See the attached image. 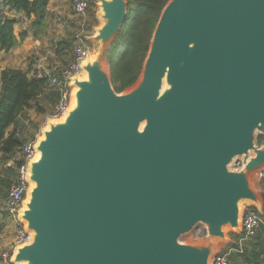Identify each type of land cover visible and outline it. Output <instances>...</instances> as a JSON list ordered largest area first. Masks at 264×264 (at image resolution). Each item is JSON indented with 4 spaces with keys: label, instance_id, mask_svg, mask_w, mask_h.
I'll return each instance as SVG.
<instances>
[{
    "label": "water",
    "instance_id": "1",
    "mask_svg": "<svg viewBox=\"0 0 264 264\" xmlns=\"http://www.w3.org/2000/svg\"><path fill=\"white\" fill-rule=\"evenodd\" d=\"M94 58L28 168L13 264H210L264 170V0H169L137 82L103 63L126 0H96ZM241 163V168H232ZM198 224L204 241L181 243Z\"/></svg>",
    "mask_w": 264,
    "mask_h": 264
},
{
    "label": "trees",
    "instance_id": "2",
    "mask_svg": "<svg viewBox=\"0 0 264 264\" xmlns=\"http://www.w3.org/2000/svg\"><path fill=\"white\" fill-rule=\"evenodd\" d=\"M49 1L0 0V9L9 8L29 20L26 30L21 31L16 37L13 27L18 21L0 13V51L8 52L15 48L29 34L33 38H40L45 34ZM88 1L89 8L87 12L94 19L96 2L95 0ZM126 1V18L119 33L105 51L111 85L116 93L124 92L139 79L154 28L163 7L169 0ZM86 22L88 24L78 25L81 28L80 31H87L94 23L92 20ZM0 84V162L12 161L14 170V173L11 169L9 170L13 177L9 175V172L6 173L7 176L3 175L5 173H0V197L5 199L10 186L15 182L16 168L22 163V146L24 143L31 141L25 140L16 127L19 120L25 117L29 110L35 109L39 114L46 112L38 100L49 88L46 76H31L28 70L22 71L10 68L3 69L0 72ZM57 99L58 94L56 101ZM10 129L12 131H9ZM257 143L262 145L264 143L263 137L258 136ZM238 252H242L240 247ZM259 255V251L251 255L254 264L261 263L258 258ZM262 264H264V261Z\"/></svg>",
    "mask_w": 264,
    "mask_h": 264
},
{
    "label": "built area",
    "instance_id": "3",
    "mask_svg": "<svg viewBox=\"0 0 264 264\" xmlns=\"http://www.w3.org/2000/svg\"><path fill=\"white\" fill-rule=\"evenodd\" d=\"M88 8V0H72V9L75 15L84 16ZM73 55L74 57L68 66L46 75L48 88L58 94V99L48 116V121H60L67 115L72 104L73 79L83 76L81 65L89 57L90 49L79 45L73 50ZM36 142L37 140H31L23 144L21 149L22 163L16 168L15 182L10 186L4 200V210L7 213L8 219L15 225V237L11 246L1 253V264H13L11 263V258L15 248L30 242L31 235L26 230L25 223L20 220V215L32 186L28 180V168L31 161L36 157ZM236 169L240 168L237 167ZM259 175L263 176V171ZM259 211L251 203L241 206L240 230L244 234L245 239L254 235L262 224ZM210 264H229L228 255L216 252Z\"/></svg>",
    "mask_w": 264,
    "mask_h": 264
},
{
    "label": "crops",
    "instance_id": "4",
    "mask_svg": "<svg viewBox=\"0 0 264 264\" xmlns=\"http://www.w3.org/2000/svg\"><path fill=\"white\" fill-rule=\"evenodd\" d=\"M0 13L18 21L13 27L16 37H18L21 31L26 30L29 25V20L20 13L14 12L9 8L0 9ZM96 13L94 19L90 17L88 12H86L84 16H77L72 12L71 0H50L47 5V28L45 34L40 38H33L29 34L15 48L8 52L0 51V72L3 69L10 68L20 69L22 71L28 70L31 76H46L47 74H51L66 67L73 59V50L75 46L79 45L77 41L80 28L76 20H82L87 15L86 21L92 20L94 22L89 29L91 36L93 33L92 31L95 30L99 24L97 18L98 12ZM30 57H34V62H29L28 59ZM52 92L55 93L53 103L51 104L50 102L51 94L53 93L48 92L49 95L47 99H45V103L49 105L48 107L51 108V111L56 103L57 97V93L53 90ZM44 104L41 105L46 109ZM11 164L12 161L0 162V173L1 169H6V167H9ZM2 205L3 208L1 207ZM261 206L262 205L257 207L260 211L261 208L264 209V205ZM2 214L5 216L7 215L4 210V198L0 205L1 226L4 224L3 219L5 218ZM12 243L13 241H11V244Z\"/></svg>",
    "mask_w": 264,
    "mask_h": 264
},
{
    "label": "rangeland",
    "instance_id": "5",
    "mask_svg": "<svg viewBox=\"0 0 264 264\" xmlns=\"http://www.w3.org/2000/svg\"><path fill=\"white\" fill-rule=\"evenodd\" d=\"M95 2H96V5L94 6V8H95L96 12H99L98 3L96 0H95ZM71 5H72V2H71ZM86 18H87V15L82 20L81 19L76 20L78 22V25H80L82 23L83 24L87 23ZM99 25H100V22H99L97 27H99ZM80 30H81V28H80ZM92 32H93L92 35H94L95 30H93ZM88 36H90L89 29H88V32L87 31H80L77 43L79 45L88 47L90 49L89 58H94V53L97 50L98 44L94 41H91ZM28 60L30 63H32V62H34V57H30ZM103 63H104L105 68L108 70V64L105 60V53L103 54ZM81 78H84V75ZM48 92L53 93L51 89L46 90L43 93L40 100H38L40 102V104L45 103V99H47V97L49 95ZM54 99H55V93L51 94V99H50L51 104L53 103ZM44 105L46 107L45 113L39 114L35 111V109H32L26 113L25 117H22L19 120V123H18L16 129L20 131V135L25 140H33V139L37 140L38 138H40L42 136V130L47 129L48 116L51 113V108L48 107L49 105H47V103H45ZM9 131H12V129H10ZM12 165L13 164H11L9 167H6V169H1V172L5 173L3 175L7 176L8 174H6V173L9 172V175L12 176V173H14ZM237 167L241 168V163H239L238 165H236L232 168H237ZM10 169L12 170V173L9 171ZM251 187L253 188V190L258 195L259 205L263 206L264 205V203H263V201H264V170H263V176H260L259 173H257V172L252 174V176H251ZM3 198L4 197H2V198L0 197V205L3 202ZM247 203H248L247 201H242L240 206L245 205ZM253 205H255V204H253ZM1 207L3 208V205ZM260 216L262 219V224L260 225V228L258 229V231L254 235L249 236L246 239H245L244 234L241 232L240 229L231 230L229 227L224 229L225 239L220 241L217 244L216 252L226 253L228 255L229 264H254V261L251 260V255L254 252L258 253V251L260 252V255L258 257L259 260H261L260 264H262V262L264 261V209L263 208H261ZM3 217H5L3 219L4 224L2 226L0 225V255H1V253L5 252L9 248V246L11 245V241H13V239L15 237V234H14L15 225H14V223H12L8 219L7 215L6 216L3 215ZM204 231H205L204 226L201 224H198L190 233L181 236L179 241L181 243H188V244L202 242V241H204V238H205V232ZM239 247L242 250V252H240V253L238 252ZM0 262H1V258H0Z\"/></svg>",
    "mask_w": 264,
    "mask_h": 264
},
{
    "label": "bare ground",
    "instance_id": "6",
    "mask_svg": "<svg viewBox=\"0 0 264 264\" xmlns=\"http://www.w3.org/2000/svg\"><path fill=\"white\" fill-rule=\"evenodd\" d=\"M227 227H225V229H226Z\"/></svg>",
    "mask_w": 264,
    "mask_h": 264
},
{
    "label": "flooded vegetation",
    "instance_id": "7",
    "mask_svg": "<svg viewBox=\"0 0 264 264\" xmlns=\"http://www.w3.org/2000/svg\"><path fill=\"white\" fill-rule=\"evenodd\" d=\"M263 144H264V143H263ZM263 144H262V145H263Z\"/></svg>",
    "mask_w": 264,
    "mask_h": 264
}]
</instances>
